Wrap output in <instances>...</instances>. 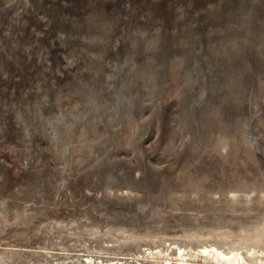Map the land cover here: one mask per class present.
<instances>
[{
	"label": "rangeland",
	"instance_id": "1",
	"mask_svg": "<svg viewBox=\"0 0 264 264\" xmlns=\"http://www.w3.org/2000/svg\"><path fill=\"white\" fill-rule=\"evenodd\" d=\"M208 245L264 259V0H0V264Z\"/></svg>",
	"mask_w": 264,
	"mask_h": 264
},
{
	"label": "bare ground",
	"instance_id": "2",
	"mask_svg": "<svg viewBox=\"0 0 264 264\" xmlns=\"http://www.w3.org/2000/svg\"><path fill=\"white\" fill-rule=\"evenodd\" d=\"M145 250L146 252H144V254L142 253L138 254V253H133V252L130 253L131 255L129 258L130 260H126L125 255H123L122 257H118V259H116L114 262L103 263V264H144L143 261L145 260V258L148 257V255L152 257H157V256H153L155 255V252L153 251V249L146 248ZM159 252L162 255V256H159L161 260L160 261L157 260L158 262H160L159 264H192L191 262L188 261L189 258L187 257H190V256H187L185 249L179 246L176 247L175 251H170V249L167 248L164 251L159 250L158 253ZM197 254L203 257H206V258L209 257L210 258L209 262H212L213 264H248L247 257L249 256V254L246 255L238 250L225 251L214 245L203 246L202 248L197 250ZM91 257L92 255H88V257H84V258L76 257L74 259H79L78 261L80 263L78 264H89V263L93 264V262H95V259ZM122 259H125V260H122ZM100 261L98 262L100 263ZM69 262L71 261L70 260L64 261L62 263L70 264ZM260 263L264 264V259L263 260L260 259Z\"/></svg>",
	"mask_w": 264,
	"mask_h": 264
},
{
	"label": "water",
	"instance_id": "3",
	"mask_svg": "<svg viewBox=\"0 0 264 264\" xmlns=\"http://www.w3.org/2000/svg\"><path fill=\"white\" fill-rule=\"evenodd\" d=\"M249 137H250V140L252 141V143L255 145L256 151L260 152V145H259L258 141L256 140V138L252 135H250Z\"/></svg>",
	"mask_w": 264,
	"mask_h": 264
}]
</instances>
